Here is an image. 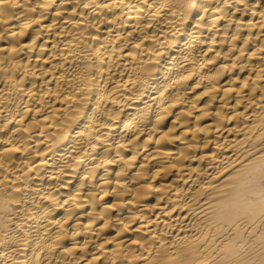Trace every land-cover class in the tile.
<instances>
[{
  "label": "bare ground",
  "instance_id": "1",
  "mask_svg": "<svg viewBox=\"0 0 264 264\" xmlns=\"http://www.w3.org/2000/svg\"><path fill=\"white\" fill-rule=\"evenodd\" d=\"M0 264H264V0H0Z\"/></svg>",
  "mask_w": 264,
  "mask_h": 264
}]
</instances>
